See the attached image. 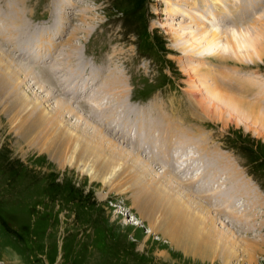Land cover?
<instances>
[{"label":"rangeland","instance_id":"rangeland-1","mask_svg":"<svg viewBox=\"0 0 264 264\" xmlns=\"http://www.w3.org/2000/svg\"><path fill=\"white\" fill-rule=\"evenodd\" d=\"M63 3L58 0H0L1 48L15 57L18 63L33 69L41 81L37 84L31 77L24 80L25 76H22V90L28 96L27 100L40 97L41 102H45V93L39 90L43 87L56 97L46 103L49 111L55 107L56 99H62L83 109H80L81 115L93 113L99 119L108 113L97 112L105 104V110L114 109L116 122L127 120L128 117L123 118L124 114L132 112L128 115L130 124H142L138 128L139 136L145 132L148 144L141 145L139 141L143 139L136 138L134 133L135 137L131 139L125 131H121L124 128H120L119 123L113 124L111 118L101 122L106 133L117 141L119 150L123 148L132 151L135 156L141 155L142 166L148 171L143 175H146L144 180L158 178L168 185L164 171L173 179L178 178L180 182L175 185V194L184 195V202L188 204L200 202L210 206L225 224L228 219L235 236L246 248L252 247L254 242L258 243L255 255L258 263L264 264V125L243 119L235 113L232 119L228 115L220 119L215 114L220 106L210 108L206 91L192 88L197 86V82H191L193 78L188 74L190 66L185 63L190 59L183 57L184 54L173 42V35L168 33V24L178 28L180 24L176 23L182 20L179 17L176 21H167L164 0H63ZM259 10L258 13L263 15L264 5ZM48 17H52V22H41L40 25L53 26L56 30L54 34L46 31L44 35L37 33L40 40L37 55L48 59L46 62L35 60L34 63L26 58L32 47L28 44L31 30H36L34 22ZM63 17L66 19L63 20ZM56 18L59 25L55 24ZM244 18L246 22L250 19ZM228 26H225L226 30H229ZM250 27L245 26L240 31H253ZM194 31L197 29L178 32L191 37ZM71 54H75L77 59ZM228 63L264 78L263 61H259L257 66L244 68L231 61ZM251 78L252 75L241 80ZM82 84L98 89H92V93L87 94L81 90ZM52 88L59 89L58 94ZM231 88V91H237L235 85ZM193 90L196 97L192 95ZM96 92L98 95L94 102L88 103L89 95ZM149 99L151 109L141 108L139 113L134 111L137 108L133 111L129 109L134 101L141 100L140 105H144L142 101ZM249 99L243 100L250 103ZM7 104L0 101V264H193L185 260L158 227L159 232L147 233L151 231L150 221L159 225L165 216L156 207L157 202L156 206L152 205L154 195L151 197L145 192L152 201L148 200L150 207L140 210L134 204L138 199L137 187L132 180L128 181L129 178L116 176L113 179L116 185L111 191L103 183V177H90L86 168L90 164L94 173L100 175V160L97 163L91 160L90 163L84 155L70 151V142L61 146L59 152H46L54 142V133L49 127L21 137L20 126L25 119L19 116L21 108L11 110ZM65 118L66 125L71 129L81 124L77 116L66 114ZM125 123L130 126L126 121L124 126ZM187 138L193 139L192 148L189 146L193 152L189 150L190 158L183 155V159L189 158V162L185 169H181L185 162L178 160L181 152L176 153L175 142ZM152 139L158 141L157 146L151 143ZM160 143L165 154L161 156L155 151L160 148ZM218 150L261 194L262 201L256 205L253 198L247 200L237 196L233 209L240 206L238 209L243 212L239 214L247 215L245 222L233 220L224 212L226 193H223L227 187L222 183L224 179L220 174L214 182L210 180L208 185L199 187L207 182L197 174L204 167L209 169L216 160L214 167L222 170V160L217 161L214 156ZM124 164L130 168L135 166L133 159L125 160ZM109 165L118 164L110 161ZM225 175L227 178L230 174ZM210 249L213 251L212 258L218 255L216 248ZM242 260L239 258L234 264H247ZM210 262L206 264H213Z\"/></svg>","mask_w":264,"mask_h":264},{"label":"bare ground","instance_id":"bare-ground-1","mask_svg":"<svg viewBox=\"0 0 264 264\" xmlns=\"http://www.w3.org/2000/svg\"><path fill=\"white\" fill-rule=\"evenodd\" d=\"M58 2H60L62 5L64 4L63 0H58ZM164 3L166 5L164 14L167 16V21H176L179 17L182 20L181 22L176 23L180 24L178 28L174 25L171 26V24H168V26L170 27L168 29V33H171L173 35L175 39V41L173 40V42H175V44L177 45L176 47L179 52L184 54L183 57L190 59V61H187L189 63H185L190 66L188 74L191 75V78H193L191 79V82H197V86L194 87L192 85V88H195V90L197 91L203 89L206 91L205 96H207V101L209 102L208 105H210V108H216L220 106L218 107V109L220 110L216 108L217 112H214L220 119H223L225 115H228V117L232 119V114L235 113L243 119H249L256 123L264 125V78L260 74L254 75L255 73H248L251 71H244L241 68L231 66L228 63L229 61H231L234 64L239 65L240 67L243 66L242 68H244L249 65L257 66L259 61L264 62V11H261L263 15H260L257 12L258 17L255 20L253 19L254 21H252L251 23H249V21L246 22L247 20L245 21L244 18V11L252 13L255 9L258 8L257 6L262 7L264 5V0H164ZM64 6H66V4ZM184 18L188 20H184ZM62 19L65 20L66 18L63 17ZM58 21L59 20L56 18L55 24H58ZM227 25H229V30H226L225 26ZM251 25L254 29L253 31H240L245 26L250 27ZM190 29H197V31H194V35H192L191 37H188L185 34H180L178 32L180 31L181 33H185L184 31H189ZM36 31H38L37 33H39V35H44L46 34V32L52 35L56 30L53 26H41L36 27ZM250 32L251 34L252 32H254L255 34L249 35L248 33ZM53 38L57 39L56 36ZM37 40L38 39H36V41ZM31 56V59L32 61H34V63L35 60H40L41 62L47 61V59H44L47 58L44 57V55L40 57L37 55V50H34V53ZM71 56L77 59L75 54H71ZM14 58L6 51H4L0 46V101L3 100L7 102V105H9V108L11 110L21 108L19 116L25 118L22 122L23 125L20 126L21 137L25 138L30 133H34V131L36 130L49 127L50 130L54 133V142L49 145V147L46 149V152L53 153L55 150L59 152V148H62L61 146H63L64 144H69L70 142V145H72L70 147V151L79 152V154L84 155L86 158H88L87 160L90 161V163L91 160H93L95 163L99 162L97 160H100V175H96V173H94L93 167H90V164V168H86L87 173L90 175V177L92 179L103 177V183L105 182L107 187L111 188V191L116 185L113 181L116 176H120V178H129L128 181L132 180L137 187L138 199L134 202V204L137 205L140 210L141 208L146 209L147 207H150L149 202L152 201L151 199H148V196L145 195V192H148L147 194L151 197H153L154 195L155 201H153L152 205L157 202V206L156 204L155 206L162 210L165 216L163 215V221L159 225L154 223L153 221H150L149 225L151 231L147 233H156L157 231L159 232L161 230L160 232L163 233L165 237L167 236V239L169 238L171 245H173V247H175L177 251H180L184 255L186 261L193 264H206L210 261L213 264H217L218 261L220 262V264H234L237 259L242 258L243 263L259 264L255 255V253L258 252L257 242H254L252 247L250 246L246 248L244 244L241 243V239H239L238 236V238L235 236L234 228H232V225L227 222L228 219L226 220V224L223 223L221 221V219L223 218L220 219L218 216H216V213H213L214 211H212V208H210V206L204 205L200 202H190V204L184 202V195L182 197L179 193L175 194V185H179L178 183L180 182L178 178L174 177V179H176L175 181L164 171V178L167 181L169 180L167 182L168 185H166V181H163L162 183L158 180V178H152V181L144 180L143 177H145L146 175H143L148 171L142 166L143 158L141 157V155L135 156L130 150H123V148L121 150L118 149V145L116 143L117 141L110 135H108V133H106V129H103L101 121L103 120L104 122V120L111 118L113 120V124L114 122L116 124H120L122 122V124L124 125L125 121L130 124L131 119L128 115L129 113L133 114L132 112L124 114L125 117L123 118L128 117L127 120L123 121V119H121L120 122H116V119L114 118L116 116L113 113L114 109L111 107L108 108L109 110H105V108H107V104H105V106L99 107L97 112L107 111L108 113L102 116L101 119H99L96 114L93 113H86L87 116L81 115L80 111H84L83 109L80 108V110L73 105L74 103L72 104L67 100L62 99H56L57 102L55 103V107L52 109V111H49L47 109L48 107H46V103H49L51 100H55V95L41 87L39 90H41L42 93H45V102H43V100L41 102L40 97H34V100L36 101L27 100L28 96L24 93V90H22L24 80L30 79L31 77L37 84L41 83V81H39L38 77H36L37 75H35L33 69L18 63ZM26 58L28 57L26 56ZM72 72L74 73L75 71L73 70ZM67 75L71 76L70 73H67ZM250 75H252L253 78L241 80L245 76L248 77ZM22 76H25L24 80L22 79ZM72 79L73 78H71V81ZM197 79H199L200 81H197ZM61 84L63 85V82H61ZM61 84L59 85L60 87ZM231 85H235L237 87V93L230 90ZM65 87L66 84L62 89L64 90ZM52 89L56 94H58L59 89ZM92 89L94 88H89V85H81V90H83L87 94ZM97 89L98 88L95 87L94 91H96ZM192 93V95H194L196 92L193 90ZM97 95V92L95 94L89 95L90 98L88 99V103H93ZM249 97L251 99H249L250 103L243 100L244 98ZM203 106L205 108V105ZM87 109L89 108L87 107ZM90 111L93 112V110ZM66 114L77 116V118L81 121V124L75 126L74 129L69 128L66 125L65 121ZM144 115L145 114H143V116ZM206 115H208V113ZM141 125L142 124H140L139 126ZM125 126L128 125H126L125 123ZM131 127H135V125L133 124ZM143 134H145V132ZM147 138L148 137H146V139ZM192 140H188L187 138L184 141L175 142L176 153L178 154V152H181V156L178 158L179 161L183 159V155L190 158L189 150L192 151ZM156 142L158 141H156L155 139L151 140V143H155V145L157 146ZM161 145L162 144L160 143V148ZM189 146L191 148H189ZM160 148L157 147L156 149L158 150L157 154L161 156L163 154V149ZM180 148H183L185 150L182 151L180 150ZM214 156H216L215 159H217V161L219 159L222 160V170L218 168V166L217 168L213 166L216 163L215 160L214 164L211 163L212 166H209V169H207V166V173L205 174V176L204 173L206 169H203V171L197 173L201 176L199 177L200 179L204 177L203 179L207 181L206 183L202 182L203 184L199 185V187L203 188L202 185H208V182L210 180H216L214 178L217 177V174H220L224 179V182L222 181V183H225L227 187L226 191L223 193H226L224 195V197H226V200H222L224 202V212H226V215L228 214L233 220L245 222V220L247 219V215L245 216L243 214L241 216V214H239V212H243L242 209H238L240 206L236 209H233V205L237 201V196H239L240 198L246 197L247 200L253 198L252 201L254 200V205H256L258 201H262L260 197L261 194L253 183L248 182L243 178L242 173L239 171V169H237V167L232 163L230 159L226 158V156H223V153L221 151L215 153ZM172 157L174 158V155ZM189 158H186V160L183 159V161L185 162V167L188 166L186 165V163L189 162ZM130 159H133L135 163V166L131 168L128 167V165L124 164L125 160L129 161ZM110 161L118 165H109ZM212 168L214 170H212ZM140 171L144 172L141 173ZM228 173L231 175V177L230 175H227L228 177L226 178L225 174ZM228 178L231 179L228 180ZM191 179L196 180L198 178ZM147 182H149L148 185ZM208 188L209 187L207 186V189ZM205 193L203 194L205 195ZM243 202L246 201L243 200ZM254 215H256L257 217V214L254 213ZM134 225L138 226L139 224ZM235 225L236 224H234V226ZM156 227H158L160 230H158ZM254 231H256V228ZM238 244H241V246H239ZM210 248H216L218 251V255L215 254L216 256L212 258L213 251Z\"/></svg>","mask_w":264,"mask_h":264}]
</instances>
